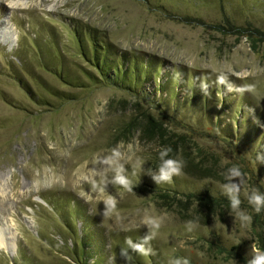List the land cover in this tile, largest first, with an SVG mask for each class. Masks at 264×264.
I'll return each instance as SVG.
<instances>
[{
    "label": "rangeland",
    "instance_id": "1",
    "mask_svg": "<svg viewBox=\"0 0 264 264\" xmlns=\"http://www.w3.org/2000/svg\"><path fill=\"white\" fill-rule=\"evenodd\" d=\"M86 26L132 60L126 81L88 77L72 30ZM167 137L183 167L155 184ZM258 154L264 0H0V264H126V238L150 232L154 254L129 250L131 264H247L264 251L247 199L264 194ZM234 166L246 223L223 192ZM188 194L221 204L198 214Z\"/></svg>",
    "mask_w": 264,
    "mask_h": 264
},
{
    "label": "clouds",
    "instance_id": "2",
    "mask_svg": "<svg viewBox=\"0 0 264 264\" xmlns=\"http://www.w3.org/2000/svg\"><path fill=\"white\" fill-rule=\"evenodd\" d=\"M171 152L170 147H166L162 149L159 153L160 164L158 168L153 171L151 169L148 170L147 175L151 177V179L155 182V184H160L162 182L170 183L172 181L173 176H178L181 174V170L183 167V162L177 159L168 158V154ZM257 160L260 163H264V155L258 154ZM116 183L124 186L131 190L130 182L127 178L121 175L119 172L114 178ZM226 183L223 185V192L227 196L230 202L231 209L236 212L237 218L242 222H250L251 216L247 215L245 212L240 210V192L241 187L244 183L243 174L238 167H232L227 170L225 173ZM247 199L250 205L253 206L254 210L259 213L262 208H264V194H261L258 190L253 189L250 194L247 195ZM112 207L115 206L114 200H109L107 202ZM107 215V212L105 213ZM153 228H158L159 224L155 220L149 221ZM191 222H189V230H191ZM155 233L150 232L146 234L143 238H141L138 242H133L131 238H126L125 243L127 244V248L120 249V256L126 262V264H131L132 256L130 255L129 250L131 252H135L140 255H149L154 254L153 250L150 247V241L154 237ZM147 246V247H146ZM169 264H188L186 259H174L169 262ZM247 264H264V251H259L253 245V255L247 261Z\"/></svg>",
    "mask_w": 264,
    "mask_h": 264
},
{
    "label": "trees",
    "instance_id": "3",
    "mask_svg": "<svg viewBox=\"0 0 264 264\" xmlns=\"http://www.w3.org/2000/svg\"><path fill=\"white\" fill-rule=\"evenodd\" d=\"M73 34L77 40V42L80 45V54L81 56L91 65L92 69H88V77L94 82H96V76L101 81V83H112V84H120V82L126 81L127 78V71L128 70H122L120 71V68L124 65V60L126 59L127 62L132 61L130 58L123 56L122 54H125L124 52L119 55V53H115L112 51L113 47L112 44L109 42L107 37L103 34H100L98 30H95L94 28H88L81 27L79 28H73ZM128 54V53H127ZM126 54V55H127ZM131 57V56H130ZM136 57H131L134 60H136ZM133 65L137 66V62ZM137 68V67H134ZM111 70L112 73H111ZM122 72V74H121ZM138 72V76H140V72ZM118 74V78L115 79L114 75L116 76ZM63 76V75H61ZM138 77L136 78V80ZM163 126V123H158L152 115H149L148 122H147V129L152 134L158 135L161 139H165V134L163 130H161L160 127ZM154 132V133H152ZM157 134H156V133ZM171 137H167V140H163L162 145L164 146H170ZM176 141L172 142V145L170 146L171 151L176 148ZM171 190H169L170 192ZM172 192V191H171ZM187 200H192L195 202L197 200V206L199 208H194V212L198 213L204 210L205 208H208L210 211L213 210L214 207L217 206V204H221V199L211 197L210 195H193L188 194L186 196ZM195 200V201H194ZM208 214V213H207ZM211 214V213H210ZM213 214V213H212ZM185 217V216H182ZM187 218V217H185ZM193 220H197L193 217Z\"/></svg>",
    "mask_w": 264,
    "mask_h": 264
},
{
    "label": "bare ground",
    "instance_id": "4",
    "mask_svg": "<svg viewBox=\"0 0 264 264\" xmlns=\"http://www.w3.org/2000/svg\"><path fill=\"white\" fill-rule=\"evenodd\" d=\"M0 238H1V237H0ZM1 241H2V240H0V244L2 245Z\"/></svg>",
    "mask_w": 264,
    "mask_h": 264
}]
</instances>
